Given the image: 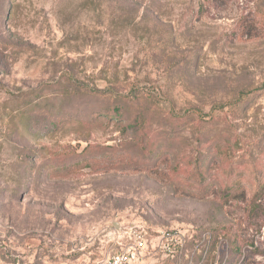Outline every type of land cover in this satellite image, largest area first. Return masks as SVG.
Instances as JSON below:
<instances>
[{"label": "rangeland", "instance_id": "rangeland-1", "mask_svg": "<svg viewBox=\"0 0 264 264\" xmlns=\"http://www.w3.org/2000/svg\"><path fill=\"white\" fill-rule=\"evenodd\" d=\"M262 86L264 0H0V264H264Z\"/></svg>", "mask_w": 264, "mask_h": 264}, {"label": "trees", "instance_id": "trees-1", "mask_svg": "<svg viewBox=\"0 0 264 264\" xmlns=\"http://www.w3.org/2000/svg\"><path fill=\"white\" fill-rule=\"evenodd\" d=\"M263 87L262 86V89H258L257 91H263ZM240 100H243V98H240ZM127 116L129 117H132L130 116V114L128 113ZM137 121V120H136ZM149 150V157H157L158 154H159V151L157 149L153 150V149H148ZM136 165V164H135ZM236 186H232L231 188L229 189H226L228 190L229 192H227L226 194L229 195L228 197H233V198H239L241 197V194L242 193H245L247 192V190L245 189H242V188H235ZM264 193V187L262 188H258L257 189V194L255 195V197H259V193ZM187 193L189 195H191V197H194V198H197V199H204L206 197H208L210 195V192L209 190H206V189H201V188H192L191 190H188Z\"/></svg>", "mask_w": 264, "mask_h": 264}, {"label": "built area", "instance_id": "built-area-1", "mask_svg": "<svg viewBox=\"0 0 264 264\" xmlns=\"http://www.w3.org/2000/svg\"><path fill=\"white\" fill-rule=\"evenodd\" d=\"M143 249V244L121 253H117L102 261L101 264H136L139 261V250Z\"/></svg>", "mask_w": 264, "mask_h": 264}]
</instances>
